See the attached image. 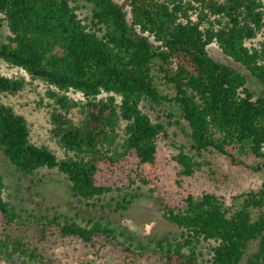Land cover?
Returning a JSON list of instances; mask_svg holds the SVG:
<instances>
[{
    "label": "trees",
    "instance_id": "trees-1",
    "mask_svg": "<svg viewBox=\"0 0 264 264\" xmlns=\"http://www.w3.org/2000/svg\"><path fill=\"white\" fill-rule=\"evenodd\" d=\"M81 1L90 6L89 21L70 0H0L10 31L0 42V62L47 86L53 102L50 136L64 152L58 158L31 141L25 119L2 102L3 96L21 92L24 83L0 75V154L18 175L28 179L39 170H56L78 202L99 201L110 192L97 183L102 164L116 165L129 156L140 168L155 164L157 141L168 137L167 127L151 120L146 107L166 114L167 125L173 120L187 127L189 149H180L174 159L180 177L205 171L217 181L216 155L234 167L264 173V96L255 97L244 74L215 61L207 50L215 44L264 91V58L246 47L260 27L256 0ZM198 7L219 18L210 23L204 14L192 20ZM242 13L254 27L244 25ZM250 162L260 166L254 169ZM5 189L0 174V216L8 225L24 226L28 217L5 199ZM131 197L122 198L120 210L128 209ZM235 200L233 209L221 196L203 193L178 206L164 205L163 219L179 233L153 242V252L162 264H264V185ZM31 218L42 237L51 226L61 237L84 243L95 237L117 240L108 223L82 226L60 215ZM127 241L125 250L134 253V240ZM138 247L147 252L141 243ZM0 256L9 263L43 260L36 247L9 237L0 239Z\"/></svg>",
    "mask_w": 264,
    "mask_h": 264
},
{
    "label": "rangeland",
    "instance_id": "rangeland-1",
    "mask_svg": "<svg viewBox=\"0 0 264 264\" xmlns=\"http://www.w3.org/2000/svg\"><path fill=\"white\" fill-rule=\"evenodd\" d=\"M70 1L73 6L79 8V17L89 21L90 6L81 0ZM115 1L121 3L123 0ZM256 3V12L261 14L260 27L255 38L246 42V47L249 50L256 49L264 58V0H256ZM204 14H207V22L210 23L219 18L198 7L197 12L192 15V20L196 21L198 16ZM241 19L244 25L254 27L253 20L246 13H242ZM8 36L10 31L7 21L0 15V42H5ZM207 50L215 61L229 65L244 74L247 77V87L255 97L264 96L258 82L243 68L225 57L215 44L209 45ZM0 75L20 79L24 83L21 92L15 96H3L2 102L25 119L31 141L38 146H47L58 158H63V150L50 136L53 102L47 97V86L31 79L21 69L9 67L3 62H0ZM67 96L75 101H83L82 95L78 93H68ZM144 112L151 120L162 122L167 127L168 137L157 141L155 164L140 168L133 156L116 165L102 164L97 174V183L110 188V192L99 201L78 202L72 197L64 177L56 170H39L35 176L24 179L0 154V174L6 187L5 199L23 218L28 217L27 223L20 226L8 225L0 216V239H22L31 248L36 247L43 258L41 263H9L0 256V264H162L160 256L153 252V242L163 238L171 239L179 233L176 227L163 219L164 205L178 206L187 196L198 198L203 193H215L224 199L227 206L235 208L238 206L235 198L248 192H258L263 187V171L253 172L234 167L227 158L218 155L214 157L217 181L209 179L205 171L190 178L180 177L179 166L174 159L180 149L185 152L189 149L187 127L185 124L176 125L173 120L170 121L172 125H167L166 114L158 109L151 110L146 107ZM72 116L77 120L78 111L73 110ZM122 128L121 124L119 136L123 135ZM250 165L254 169L260 166L259 163L253 162H250ZM124 196L127 199L134 196V199L128 209L120 210L119 204ZM56 215L71 219L82 226L88 221L108 223L116 231L117 240L95 237L90 243H84L75 238L61 237L51 226L44 228V237L37 233L41 226H36L31 216L37 219ZM128 237L134 240L130 247L134 253L125 250L126 246H129ZM139 243L148 247L147 252L139 250ZM203 253L205 258H208L210 251L206 247Z\"/></svg>",
    "mask_w": 264,
    "mask_h": 264
}]
</instances>
